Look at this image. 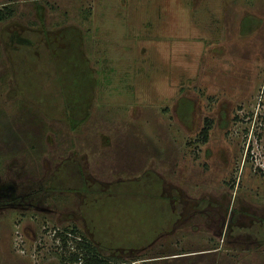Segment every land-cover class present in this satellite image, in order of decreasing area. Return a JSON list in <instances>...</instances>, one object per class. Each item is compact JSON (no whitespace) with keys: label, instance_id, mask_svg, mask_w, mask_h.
Returning a JSON list of instances; mask_svg holds the SVG:
<instances>
[{"label":"rangeland","instance_id":"rangeland-1","mask_svg":"<svg viewBox=\"0 0 264 264\" xmlns=\"http://www.w3.org/2000/svg\"><path fill=\"white\" fill-rule=\"evenodd\" d=\"M7 7L0 264H264V0Z\"/></svg>","mask_w":264,"mask_h":264},{"label":"trees","instance_id":"trees-1","mask_svg":"<svg viewBox=\"0 0 264 264\" xmlns=\"http://www.w3.org/2000/svg\"><path fill=\"white\" fill-rule=\"evenodd\" d=\"M11 15L12 11H10L8 7L0 9V22ZM211 128L212 121L204 119L203 127L198 134L202 143L207 142ZM55 237L58 239L59 244H61L63 253L65 251L68 252V257L64 258V261L67 262V264H111L109 260L101 257L96 248L74 228L69 231L64 230L61 233L58 232L55 234ZM69 242L71 244H68ZM67 248H69L70 251H68Z\"/></svg>","mask_w":264,"mask_h":264}]
</instances>
